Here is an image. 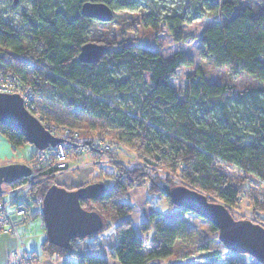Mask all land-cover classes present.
Instances as JSON below:
<instances>
[{
	"label": "trees",
	"instance_id": "trees-1",
	"mask_svg": "<svg viewBox=\"0 0 264 264\" xmlns=\"http://www.w3.org/2000/svg\"><path fill=\"white\" fill-rule=\"evenodd\" d=\"M84 1L31 0L28 9L19 13L20 28L0 16V71L18 74L36 98L54 99L58 95L68 105L106 122L103 127L114 131L111 136L75 129L78 139L62 138L70 153L86 148V140L79 138L98 135L109 139L111 147L93 151L95 156L118 159L117 147L121 146L142 165L109 162L113 169L107 177L110 179H99L104 169L98 167L85 182L66 186L56 182L58 169L50 161L37 162L38 154L48 149L34 147L26 158L31 174L9 184L33 181L32 189L42 195L53 184L69 189L88 184L104 186L100 194L80 199L82 207L96 211L102 219L101 227L86 237L96 240L113 226L116 243L108 254L119 264H148L173 256L187 258L192 248L206 264H261L247 253L228 249L211 223L208 233L188 228L182 215L189 211L173 204L163 187L185 182L212 195L230 210L235 207L239 190L222 172V163L264 180L263 3L90 0L106 2L113 10L143 6L145 11L136 19L141 26L156 30L161 24L176 41L184 38V23L203 16L216 18L200 34L213 66L243 72L261 83L240 89L209 80L195 69L186 76L183 87L175 89L171 78L180 66L191 64V59L179 51L163 56L156 46L111 41L99 43L107 47L99 60L79 61L80 46L89 41L88 34L96 20L80 13ZM14 5L11 0V9H15ZM0 135L13 149L26 142L18 130L1 123ZM146 181L149 193L163 196L168 212L175 215L149 211L141 223L143 238L128 217L131 205L125 197ZM258 203L264 210V198ZM86 237L73 238L67 246L51 243L45 237L41 250L63 259V264H109L106 256L78 255L75 243Z\"/></svg>",
	"mask_w": 264,
	"mask_h": 264
},
{
	"label": "rangeland",
	"instance_id": "rangeland-1",
	"mask_svg": "<svg viewBox=\"0 0 264 264\" xmlns=\"http://www.w3.org/2000/svg\"><path fill=\"white\" fill-rule=\"evenodd\" d=\"M16 1L17 2L14 5L15 9H11V0H0V16L4 21L10 23L15 28H20L22 26V23L18 19L19 13L28 9V5L31 0ZM246 1L250 2L253 0ZM259 1L264 5V0ZM142 7L135 10H113L112 20L104 22L102 24L95 20L93 22V28L88 34L89 41L103 44H108L107 42L110 43L111 41H134L140 44L158 47L163 56H169L176 51L181 52L183 55L191 59V64L180 66L177 69L175 75L171 78L170 81L175 89L182 88L185 84L186 76L195 69H199L209 80H214L219 83H228L240 89L250 84H261L259 81L251 78L249 75L243 72L236 73L227 68H216L213 66L211 60L205 53L204 47L201 44L200 34L205 26L215 22L216 18L203 16L194 19L191 22L184 23L182 26V35L184 36V38L176 41L173 39L172 33L169 32V30L161 24L156 30L142 27L138 20H136L137 17H139V15H141L145 11V9ZM97 37V40H93ZM36 99L38 104L39 120L42 124L44 123L45 125L55 126V124L57 123L60 126H69L82 132H106L111 136L114 135V131L110 129L107 130L108 128L105 129V127H103L104 125H106V122L68 105L67 101L60 99L58 95L54 97V99L40 96ZM110 126L112 127L113 125L111 124ZM34 149L35 148L31 143L25 142L17 148V154L14 155V158L20 161L25 160ZM117 153L118 156L123 159H131L132 157L131 152L121 146L117 147ZM94 156L95 155L93 151H87L85 149L81 150V155H75L70 153L69 151V160L71 163L92 159L94 158ZM23 163L28 162L24 161ZM221 165L224 167L222 169V172L230 179L231 183L237 186V189L239 190L235 207H231L230 210L236 216H238V218H245V216H247L248 218L256 217L259 219H264V210H261L259 208L258 203L264 198V180L259 179L252 173L244 172L232 164L222 163ZM90 167H92V173H90L91 176L96 173L98 167L104 169L102 170L103 176L99 174V179H102L104 177L102 180L110 179L107 177H109L108 175H110L113 171L112 165L109 163H99L93 166H86L84 167V169ZM84 169H75L72 170L73 172L71 173L75 175L76 173H80ZM63 175L64 174H62L61 176ZM106 183L108 182L106 181ZM138 188L144 191L143 196L144 198H146L147 202L145 201V199L143 200V197L139 198L141 194L140 192L136 193L135 190H133V193L136 194L132 196L131 193V196H129V194L127 193L125 199L131 205L128 217L131 220L133 228L138 235L144 238L145 235L142 232L141 223L145 220L147 214L149 213V210H156L162 212L163 214L169 215V213H167L169 211V205L163 196L149 193L147 181L143 184V186L136 187L137 190ZM102 190V188L97 190V193H100ZM207 195L210 198L216 200V198L212 195L208 193ZM138 199H140L141 203L138 201ZM37 208L39 209V211H41V207ZM171 214L174 215L175 212ZM182 218L185 219L188 228L202 229L208 233L210 222H208L204 218L199 217L192 212L184 213L182 215ZM18 229L21 233L22 245L31 242L33 246H36V248H38V236H44L45 234L42 229L41 220L39 217L28 219L26 222L20 224L18 226ZM150 233L151 231H148V234ZM101 239H105V243L104 240H102V242ZM101 239H98L94 243H91V247L89 248L91 249L90 254L83 252L81 254L79 253V256H103L104 252L105 254H107V252L109 253V250L111 251L116 243V236L114 237L111 248H108L107 246L106 237ZM98 241L101 242L97 243ZM198 255L199 253L192 248L190 249V254L187 258H179L178 256H173L166 260H153L148 264H166L169 263V261L179 264H206L204 259L198 258Z\"/></svg>",
	"mask_w": 264,
	"mask_h": 264
},
{
	"label": "water",
	"instance_id": "water-1",
	"mask_svg": "<svg viewBox=\"0 0 264 264\" xmlns=\"http://www.w3.org/2000/svg\"><path fill=\"white\" fill-rule=\"evenodd\" d=\"M13 0V4H16ZM83 16L101 22L111 21L113 9L103 1L86 0L80 5ZM107 51V47L93 41L84 42L79 49L77 59L92 63ZM0 123L18 130L35 148L46 149L63 139L49 132L40 120L23 106L16 93L0 92ZM31 174L27 163L11 162L0 164V188L20 177ZM101 184H88L74 189L53 184L45 191L42 199L41 214L46 238L59 246H67L71 239L82 238L95 233L102 225L100 215L81 206L80 199L91 197ZM165 195L176 206L204 218L218 231V238L231 251L247 253L264 264V227L247 218H234L222 202L210 198L206 193L185 185L176 184L163 187Z\"/></svg>",
	"mask_w": 264,
	"mask_h": 264
},
{
	"label": "built area",
	"instance_id": "built-area-1",
	"mask_svg": "<svg viewBox=\"0 0 264 264\" xmlns=\"http://www.w3.org/2000/svg\"><path fill=\"white\" fill-rule=\"evenodd\" d=\"M0 92L18 94L27 111L39 119L37 99L34 96L33 90L21 80L18 74L15 72L0 71ZM43 125L51 134L57 137L64 138L70 136L73 139H78L79 137L75 129L67 126H49L44 123ZM79 139L86 140V148H79L76 150L75 155H81L82 149L101 152L111 147L109 139L98 135L86 136ZM47 149L38 154L37 162L43 163L50 161L58 169L56 174L67 170L82 169L86 166H93L99 163L122 162L131 165H142L133 154L131 159H123L120 157L118 159H111L108 157L94 156L92 159L71 163L69 160V150L63 142L57 143ZM143 165L153 168L146 164ZM32 183L33 181H24L7 184L4 188H0V231L9 232L16 240L20 238L18 226L29 217L31 212L42 205L43 195L36 193L32 189ZM182 184L186 183L182 182ZM245 218L248 217L245 216ZM248 219L264 227V219L256 217H250ZM9 256L8 264H39L32 253L21 251L17 246L10 250Z\"/></svg>",
	"mask_w": 264,
	"mask_h": 264
},
{
	"label": "crops",
	"instance_id": "crops-1",
	"mask_svg": "<svg viewBox=\"0 0 264 264\" xmlns=\"http://www.w3.org/2000/svg\"><path fill=\"white\" fill-rule=\"evenodd\" d=\"M16 154H17V148L13 149L12 146L10 145V143L8 141H6L0 135V164L26 161V159L22 160V161L16 160L14 158V155H16ZM91 168L92 167L87 168V169L82 168L84 170L81 171L80 173L79 172L76 173L75 175L71 173V172H73L72 170L60 172L55 176V180H56V182L67 185V186L68 185L69 186L70 185H79V184H81V183H83L89 179V177L91 176L90 173H92ZM82 169H79V170H82ZM62 174H64V175L61 176ZM6 185L7 184H2L1 188H4ZM133 190H135L136 193L140 192L141 196L139 198L143 197V200L145 199V201H146V198H144V196H143L144 191L140 188H138V190L136 188L131 189L128 192L129 196H131V193H132V196L134 194H136V193H133L134 192ZM5 198H7V197H5ZM138 201L141 203L140 199H138ZM38 212H39V209H36V211L33 212L32 216L28 217L24 222H26L30 218L39 217L41 220L42 229L45 232V229L43 226V221L41 218V214H39ZM167 213H170V212H167ZM172 213H174V212H172ZM45 237H46V234H44V236L43 235L38 236V240H37L38 241V248H36V246H33L31 242L28 244L22 245L21 233H20V238L18 240H16L9 232L0 231V264H8V259L10 257L9 252L13 247H16V246L21 251L33 252L34 257L38 261L39 264H63V259H59V258H56L55 256L48 255L41 250V243L45 239ZM105 237L107 238L106 243H107L108 248H111L112 244H113L114 237H115L113 226H110L107 230H105L102 233V235L100 237H98L96 240H94V238H92V237H86L82 240H78L75 243L76 249L78 251V255H79V253L81 254L83 252L90 254L91 249H89V248L91 247V243H94L98 239L105 238ZM102 240H104V243H105V239H101V241ZM101 241H98L97 243H100ZM36 244H37V242H36ZM103 256L107 257L109 264H119L115 259H113L109 256L108 252H107V254H105V252H104ZM166 264H179V263L169 261V263H166Z\"/></svg>",
	"mask_w": 264,
	"mask_h": 264
}]
</instances>
